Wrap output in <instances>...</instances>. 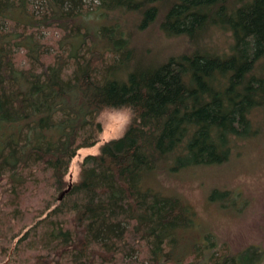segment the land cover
<instances>
[{"label":"trees","instance_id":"1","mask_svg":"<svg viewBox=\"0 0 264 264\" xmlns=\"http://www.w3.org/2000/svg\"><path fill=\"white\" fill-rule=\"evenodd\" d=\"M36 1L0 0V258L12 254L2 264L31 244V264H263L257 246L178 245L198 227L196 212L142 181L171 162L173 170L223 163L232 136L258 132L264 0H98L100 11L86 0ZM117 10L134 15L115 24ZM159 16L166 35L190 44L164 61L135 39ZM47 29L63 35L43 41ZM218 31L232 44L205 49ZM123 109L131 112L124 134L69 180L79 150L99 141V116ZM28 193H41L34 215L22 206Z\"/></svg>","mask_w":264,"mask_h":264},{"label":"rangeland","instance_id":"2","mask_svg":"<svg viewBox=\"0 0 264 264\" xmlns=\"http://www.w3.org/2000/svg\"><path fill=\"white\" fill-rule=\"evenodd\" d=\"M85 2L88 9L101 10L97 9V6L101 5L98 0ZM242 2L252 3L250 0ZM36 4L39 6L42 2L37 0ZM35 13H37L36 9ZM123 13L122 10L112 13L114 23L118 22L120 17L134 15L127 11L126 15ZM226 14L230 16L232 12ZM141 19H144L143 14L142 16L139 14L135 22L139 23ZM158 19L159 21L140 31L139 35L138 32L135 35L139 47L149 50L150 57L164 61L172 55H179L187 46L190 47L188 37L185 35H166L160 29L161 17L159 16ZM124 20L125 18H122L120 22ZM52 35L59 39L63 34L57 30L47 29L43 30L40 36L44 41ZM230 38L228 33L218 31L212 36L213 45L204 43L205 49L214 48L217 51L228 49L232 44ZM51 46L52 44H48L47 48ZM185 51L191 50L188 48ZM17 56L21 66L28 65L23 50H20ZM98 120L102 126V131L98 134L99 141L92 147L79 150L67 176L71 181L78 180L80 164L86 156L98 154L104 142L124 134L131 120V112L128 109L107 110ZM252 121L254 129L258 132L253 136H232L233 148L227 161L212 165H192L180 170H173V162H171L144 176L143 189H151L166 196L180 197L196 212L198 227L182 233L177 241L178 245L189 246L190 242L200 241L206 244L210 240L215 241L221 249L228 247L237 251L249 246H257L264 251V113H255ZM7 188L8 185L5 189ZM41 189L42 186L39 190ZM35 194H26L22 203V206L31 210L32 215L36 213L35 210L41 211V208H37L39 202L36 198L41 193L37 196H34ZM38 220L39 218H35L34 223ZM182 236L183 240H181ZM35 248L32 244L23 247L21 252L15 255V260L12 263L9 260L8 264H31L34 252H31V249ZM10 253L8 258H0L1 264L9 258L12 260Z\"/></svg>","mask_w":264,"mask_h":264},{"label":"water","instance_id":"3","mask_svg":"<svg viewBox=\"0 0 264 264\" xmlns=\"http://www.w3.org/2000/svg\"><path fill=\"white\" fill-rule=\"evenodd\" d=\"M70 188H71V185L68 187V189H66V190L60 195V197H59V201H61V200L64 198V196L66 195V193H68V191H69Z\"/></svg>","mask_w":264,"mask_h":264},{"label":"bare ground","instance_id":"4","mask_svg":"<svg viewBox=\"0 0 264 264\" xmlns=\"http://www.w3.org/2000/svg\"><path fill=\"white\" fill-rule=\"evenodd\" d=\"M118 22H120V21H118ZM101 24H102V23H101ZM101 24H100V25H101ZM115 24H116V23H115ZM260 127H261V126H260ZM75 157H76V156H75ZM58 199H59V198H58Z\"/></svg>","mask_w":264,"mask_h":264}]
</instances>
